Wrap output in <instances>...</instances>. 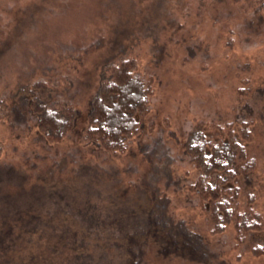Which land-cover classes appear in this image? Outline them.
<instances>
[{
	"label": "rangeland",
	"instance_id": "obj_1",
	"mask_svg": "<svg viewBox=\"0 0 264 264\" xmlns=\"http://www.w3.org/2000/svg\"><path fill=\"white\" fill-rule=\"evenodd\" d=\"M67 1L69 8L60 9L61 0H0V98L9 106L18 85L34 88L32 82L39 80L47 86L50 100L71 103L78 113L76 133L53 145L31 129L10 127L4 119L0 189L9 183L17 191L19 187H14L23 183L29 191L44 177L47 184L50 178L55 183L60 174L80 163L71 160L77 153L109 168L126 189L149 177L157 179L175 213L204 228L206 221L197 213L193 193L182 186L186 171L188 178L196 173L183 154L185 135L197 119L224 124L246 116L252 121L248 154L257 163L255 176L262 179L254 205L264 220V10L260 5L254 0ZM115 51L136 56L135 71L153 76L150 112L127 154L113 160L92 151L87 157L85 146L83 151L77 148L88 101ZM169 176L181 180L177 188L169 182L162 188ZM91 182L85 179L76 185L89 188ZM23 198L28 201L26 194ZM250 235L238 247L229 226L213 235L222 259L216 264H264V255L252 249L264 240V227Z\"/></svg>",
	"mask_w": 264,
	"mask_h": 264
},
{
	"label": "trees",
	"instance_id": "obj_2",
	"mask_svg": "<svg viewBox=\"0 0 264 264\" xmlns=\"http://www.w3.org/2000/svg\"><path fill=\"white\" fill-rule=\"evenodd\" d=\"M61 2L60 9L69 8L67 0ZM254 2L264 10V0ZM109 58L89 98L76 148L83 151L85 146L87 157L95 151L118 160L142 131L155 83L151 74L135 71L136 56L115 51ZM32 83L34 88L18 85L9 106L0 98V124L8 119L10 127L31 129L50 145L76 133L77 108L50 100L43 82ZM244 118L224 124L197 119L185 135L183 154L196 173L188 178L186 171L182 186L193 193L191 200L206 227L175 213L157 179L149 177L126 189L109 168L73 153L71 160L80 163L60 174L55 183L50 178L47 184L44 177L29 191L23 183L14 187H19L17 191L2 184L0 264L222 263L213 235L229 226L238 247L264 227L261 211L254 205L262 179L255 176L257 163L247 150L252 121ZM169 178L162 188L168 182L177 188L181 180ZM85 179L93 186L76 185ZM252 249L264 255V240Z\"/></svg>",
	"mask_w": 264,
	"mask_h": 264
}]
</instances>
